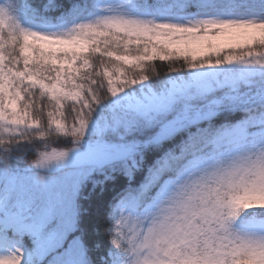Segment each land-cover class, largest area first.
<instances>
[{"label":"snow or ice","instance_id":"6c2138e0","mask_svg":"<svg viewBox=\"0 0 264 264\" xmlns=\"http://www.w3.org/2000/svg\"><path fill=\"white\" fill-rule=\"evenodd\" d=\"M0 264H264V0H0Z\"/></svg>","mask_w":264,"mask_h":264},{"label":"trees","instance_id":"16d2710c","mask_svg":"<svg viewBox=\"0 0 264 264\" xmlns=\"http://www.w3.org/2000/svg\"><path fill=\"white\" fill-rule=\"evenodd\" d=\"M27 161H25V163H26Z\"/></svg>","mask_w":264,"mask_h":264}]
</instances>
